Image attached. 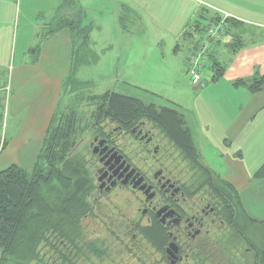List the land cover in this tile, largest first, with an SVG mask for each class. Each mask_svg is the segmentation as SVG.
Wrapping results in <instances>:
<instances>
[{
	"label": "flooded vegetation",
	"instance_id": "flooded-vegetation-1",
	"mask_svg": "<svg viewBox=\"0 0 264 264\" xmlns=\"http://www.w3.org/2000/svg\"><path fill=\"white\" fill-rule=\"evenodd\" d=\"M89 129L78 229L30 264L260 263V249L237 229L228 188L156 122L102 118Z\"/></svg>",
	"mask_w": 264,
	"mask_h": 264
},
{
	"label": "crops",
	"instance_id": "crops-1",
	"mask_svg": "<svg viewBox=\"0 0 264 264\" xmlns=\"http://www.w3.org/2000/svg\"><path fill=\"white\" fill-rule=\"evenodd\" d=\"M67 1L72 4L71 7L64 6ZM206 1L219 8L217 10L236 16L240 20L232 29V34L236 35L235 44H240V48L232 52V34L228 35L221 45H216L218 51L215 57L224 67L222 76L197 88L199 99L205 96L207 100L205 115H208L206 120L209 124L206 125L208 133L205 137H208L207 140L221 141L224 149L221 155L224 157L222 160L226 168L223 174L215 172L235 187L246 211L255 219L250 213L251 207L243 198V192L248 190L252 181L264 179L255 177L264 162L250 168L244 160V150L248 147H258L256 151L264 153V90L251 93L247 86L234 83L240 79L250 80L264 76V0ZM132 2L134 1L123 0L118 3L119 17L123 15V9L128 10V4ZM194 3L198 5L195 1ZM141 9L145 19L141 24L140 42L136 44L149 48V52L157 50L168 40L174 43L172 52H178L180 41L186 44L189 51L194 40L189 33L195 26L203 23L204 19L202 11H191L185 16L190 21H180L177 25V18L174 14L170 17L162 0H144ZM76 11H84L77 0H32L31 5H28V0H0V58L6 55L4 47L8 42L9 32L15 25L19 27L20 20L23 21L22 30L28 32L24 50L17 60L14 59V63L8 66L7 71V65L0 63V87H9L7 96L0 92V102L5 109V116L0 115V132L4 136L5 145L0 149L3 150L8 144L6 128L10 122L17 121L18 125L22 121L21 124L28 127L26 142L35 146L31 156L35 154L36 160L51 118L63 102V87L70 72L72 51L68 29H62L45 38L42 37L43 32L62 12L72 16ZM101 31V25L93 24L89 42L91 50L99 55V61L94 65L79 67L76 75L84 67L98 65L104 57L112 53V44H106L102 47L104 49H101V44L93 40L92 34ZM118 44L123 46V56H126L127 47L134 46L128 37H122ZM187 56L184 68L180 66L181 72L186 74ZM154 58L156 60L157 56ZM145 88L151 92L163 93L155 84H148ZM179 113L183 115L193 138L190 122L183 112ZM9 135L12 139H18L14 131H10ZM193 142L201 156L198 142L194 139ZM28 151L31 153V150Z\"/></svg>",
	"mask_w": 264,
	"mask_h": 264
},
{
	"label": "trees",
	"instance_id": "trees-1",
	"mask_svg": "<svg viewBox=\"0 0 264 264\" xmlns=\"http://www.w3.org/2000/svg\"><path fill=\"white\" fill-rule=\"evenodd\" d=\"M71 5L68 1L64 3L65 7ZM123 10L125 12L123 11L121 16H126L127 9ZM221 17V14H217L207 25L200 23L190 31L189 35L194 40L186 58V70L189 55L198 46L204 31L219 23ZM84 20L83 11H76L72 16L62 12L43 32V38L62 29H68L70 34L71 67L63 87V96L82 93L78 102L86 101L97 107L93 113L94 119L133 118L156 122L185 158L203 168L208 175H212L228 188L231 203L241 216L240 219L238 217L239 221H236L237 229L245 236L247 243L252 247L256 244L260 249L259 264H264V228L259 226L264 225V220L252 218L235 187L203 164L186 121L177 109L111 91L100 95L84 94L94 83L79 80L76 70L99 61V55L93 52L89 45L93 24L84 23ZM239 22L236 16L227 18L223 40L214 43L208 66L211 71L210 82L221 77L224 68L215 57L217 46L232 34V29ZM235 36L232 34L230 41L233 44L232 52L240 48V44H235ZM234 84H243L251 93H256L264 90V76L236 80ZM194 87L198 88L200 85ZM0 105L2 106L1 102ZM75 117L76 107L73 106L68 113L59 112L57 108L32 167L26 170L12 164L0 171V264H30L38 256L39 249L59 246L60 241L72 239V232L77 231L76 216L83 199L84 185H88L91 180L82 159L72 154L76 136ZM255 177H264V164L258 169Z\"/></svg>",
	"mask_w": 264,
	"mask_h": 264
},
{
	"label": "rangeland",
	"instance_id": "rangeland-1",
	"mask_svg": "<svg viewBox=\"0 0 264 264\" xmlns=\"http://www.w3.org/2000/svg\"><path fill=\"white\" fill-rule=\"evenodd\" d=\"M122 1L77 0V3L79 2V5L84 10V23L92 22V24L101 25L102 27L101 32H94L92 34L93 40L97 44H101V49H104L102 47H105L106 44L113 45L111 46L112 53L104 57L101 63L96 66L84 67L76 75L81 81H91L94 83V86L86 90L84 94L100 95L105 91L117 92L135 97L144 102L168 105L183 112L187 121L191 124L193 139L195 142H198L197 147L201 152L203 164L208 165L213 171H218V173L223 174L226 167H224L222 160L224 157L221 155L222 151H224L220 144L221 141L207 140L208 137H205L208 133L206 125L209 124L208 120H206L208 115H205L207 100L205 96L199 99L197 96V88L192 85L189 74H186L184 71L181 72L180 70V66L182 69L184 68V60L186 55H188V47L183 41H180L181 47L178 52L174 53L172 52L174 43H171L170 40L165 41L162 46L153 52H149L150 49L147 47H139L136 42H140L141 24L143 19H145L141 9L144 0H133L134 2L128 4L126 16L119 17L120 14H118V11L120 10L117 11V5ZM162 1L166 11H169L170 17H173L174 14L177 18V25L180 24V21L181 23L190 21L185 16L191 11H202L204 13L203 23L201 22L203 26L207 25L212 17L221 14L217 10L219 8L212 6L206 0ZM194 1L198 4L197 6ZM31 4L32 0H28V5ZM123 11L125 12V10ZM22 27V20L19 22V27L15 25L13 30L8 27L11 31L9 32L8 42L4 47L6 55L0 58V63L7 65L6 71L8 66L14 63V59L17 60L21 51L25 48V42L27 40L26 33L28 32L27 30L23 31ZM196 34L198 35V33ZM122 37H128L134 43L133 47L126 48V56L122 55L124 52L123 46L118 44ZM156 56L157 58L155 60L154 57ZM210 76V69L208 67L204 68L200 87L210 82ZM148 84H155L163 93L159 94V92L147 90L145 87ZM81 94L64 95L62 98L63 102L60 103L58 109L59 112L68 113L73 106L76 107V136L72 154L78 158H87L88 156L85 154L84 146L89 140V126L95 120L93 113L97 107L86 101L78 102L79 95ZM21 122L16 125L17 121L14 123L12 121L6 128V140L8 144L3 150L0 149V170L7 168L11 164L30 169L35 160V154L31 156L34 153L32 148L35 146L26 142L28 127L21 124ZM10 131H14L18 139H15V137L12 139L11 135H9ZM1 137L2 132H0V139ZM257 148L248 147L244 150V160L250 168L257 163L264 162V153L256 151ZM28 150H31V153ZM243 198L251 207L250 213L253 217L263 221L264 179L252 181L248 190L243 192ZM259 226L260 228H264V225L259 224ZM41 251H43L42 248L39 249L38 256Z\"/></svg>",
	"mask_w": 264,
	"mask_h": 264
},
{
	"label": "built area",
	"instance_id": "built-area-1",
	"mask_svg": "<svg viewBox=\"0 0 264 264\" xmlns=\"http://www.w3.org/2000/svg\"><path fill=\"white\" fill-rule=\"evenodd\" d=\"M220 12L222 17L219 23L214 26H210L206 31H204L198 46L194 48L195 50L189 55L187 71L194 86H199L201 84L202 71L204 68L208 67L210 55L214 50V43L216 41H221L224 38V33L226 31V19L234 17L226 12ZM0 92H3L7 96L9 93V87H0ZM1 114L5 116V109L0 105V115ZM3 139L2 135L0 147L3 146Z\"/></svg>",
	"mask_w": 264,
	"mask_h": 264
}]
</instances>
